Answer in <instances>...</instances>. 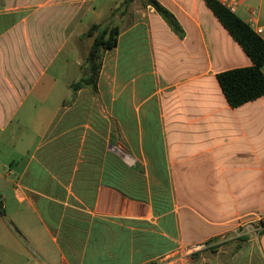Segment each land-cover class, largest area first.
<instances>
[{
    "label": "crops",
    "instance_id": "crops-1",
    "mask_svg": "<svg viewBox=\"0 0 264 264\" xmlns=\"http://www.w3.org/2000/svg\"><path fill=\"white\" fill-rule=\"evenodd\" d=\"M156 1L183 37L146 0H132L106 51L117 66L136 58L140 87L153 88L121 97L122 143L136 172L121 162L120 178L111 155L97 165L81 152L82 131L66 117L73 82L72 105L61 99L51 122L30 129L54 87L43 81L51 41L32 29L35 11L0 12V264H160L178 245L208 239L219 246L185 264H264V96L232 108L216 80L252 63L203 0ZM238 12L264 39V0H238ZM75 14H58L55 50ZM165 56L174 57L168 75Z\"/></svg>",
    "mask_w": 264,
    "mask_h": 264
},
{
    "label": "rangeland",
    "instance_id": "rangeland-1",
    "mask_svg": "<svg viewBox=\"0 0 264 264\" xmlns=\"http://www.w3.org/2000/svg\"><path fill=\"white\" fill-rule=\"evenodd\" d=\"M32 0L31 2H18L12 0L11 2H2L0 0V12L16 9L23 10L26 14L35 11L37 15H33V28H38L40 32L39 37L53 41L57 39V27L62 21V17L58 14L67 11L76 12L75 16L70 18L69 28L67 27L63 37H65V45L60 51L55 50L53 45L56 43L49 42L48 48L44 54L48 58L52 57L51 64L48 69V75L43 79L47 86L54 85L50 92L49 100L42 109V115L39 117L42 122H34L31 130L33 132L39 131V124H47L51 122L53 114L55 113V104L61 99L65 100L66 105L71 106V92L68 90L67 84L77 82L84 73V59L89 51L93 37H86L85 33L92 24H104L106 26L125 27V22L122 19L123 10L121 5L123 0H91L90 2H80L81 0ZM40 15V16H39ZM241 19L246 18L245 13H237ZM38 18V19H37ZM56 32V34H55ZM60 32V30H59ZM54 38V39H53ZM22 39L17 40V45H22ZM6 42H8L6 40ZM15 46L12 51L9 50L10 55H15L17 52ZM164 57V64L161 65L164 74L168 75L173 72V58ZM133 65L130 67L127 64L121 66L118 62L116 64L115 51H109L102 54V67L99 77V87L97 98L92 96L87 90H81L76 93V104L74 109L67 113L66 117L70 121L79 126L82 131V145L81 152L86 156L96 158L97 165H102V159L105 155L112 156L113 166L121 162L128 165V167L135 168L136 164L132 157L127 153L126 145L122 142V133L119 127V116L123 105L121 97L127 94H135L138 89L145 93H151L153 88L147 83L140 87L136 79L137 60H131ZM129 65V64H128ZM52 77L56 79V83L52 84ZM49 81V82H48ZM125 83V85L123 84ZM125 90L122 94L121 92ZM116 98L113 105L111 100ZM57 120V119H56ZM53 120L52 122H55ZM114 149L118 150L126 158L119 155ZM213 251V250H212Z\"/></svg>",
    "mask_w": 264,
    "mask_h": 264
},
{
    "label": "trees",
    "instance_id": "trees-1",
    "mask_svg": "<svg viewBox=\"0 0 264 264\" xmlns=\"http://www.w3.org/2000/svg\"><path fill=\"white\" fill-rule=\"evenodd\" d=\"M203 1L252 63L249 67L235 68L216 74L217 83L226 102L230 107L236 108L264 96V72H262V68H264V39L238 16L223 8L216 0ZM131 2L132 0H123L121 5L125 9ZM146 3L155 10L174 34L180 38L183 37L184 33L180 25L166 8L156 0H146ZM0 30H3L2 24ZM118 35L119 28L117 26L92 24L89 27L85 36L93 37V41L84 59L85 68L82 77L70 85V90L74 95L81 89H87L92 95L98 93L102 54L117 46ZM135 172L136 168L130 169V175ZM113 173L115 177L120 178L119 165H114ZM130 180L128 187L134 188L135 179L131 178ZM135 194L136 192L132 191V195L128 196L136 197ZM261 225L264 227V223Z\"/></svg>",
    "mask_w": 264,
    "mask_h": 264
},
{
    "label": "built area",
    "instance_id": "built-area-1",
    "mask_svg": "<svg viewBox=\"0 0 264 264\" xmlns=\"http://www.w3.org/2000/svg\"><path fill=\"white\" fill-rule=\"evenodd\" d=\"M216 1L230 13H235L237 10L238 0ZM253 31L256 34H261L262 29L260 27H256L253 29ZM262 223H264V219L260 220V225ZM262 229H264V227H262L261 225V230ZM219 244L220 241L218 239H208L198 243L178 245L170 254H168L160 261V264H185L188 260L196 255L202 254L207 251H212L213 249L217 248Z\"/></svg>",
    "mask_w": 264,
    "mask_h": 264
}]
</instances>
